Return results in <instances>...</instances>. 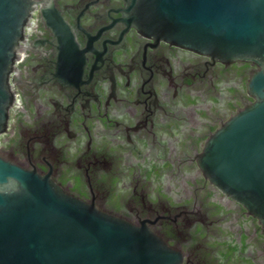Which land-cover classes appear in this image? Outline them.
<instances>
[{"label": "flooded vegetation", "instance_id": "1", "mask_svg": "<svg viewBox=\"0 0 264 264\" xmlns=\"http://www.w3.org/2000/svg\"><path fill=\"white\" fill-rule=\"evenodd\" d=\"M0 152L147 228L177 264H264V229L206 177L207 140L257 68L144 34L131 0H34Z\"/></svg>", "mask_w": 264, "mask_h": 264}, {"label": "water", "instance_id": "2", "mask_svg": "<svg viewBox=\"0 0 264 264\" xmlns=\"http://www.w3.org/2000/svg\"><path fill=\"white\" fill-rule=\"evenodd\" d=\"M34 0H0V134L13 102L10 74ZM144 34L225 62L254 64L255 99L207 140V178L264 229V0H131ZM155 232L86 203L0 152V264H177Z\"/></svg>", "mask_w": 264, "mask_h": 264}]
</instances>
